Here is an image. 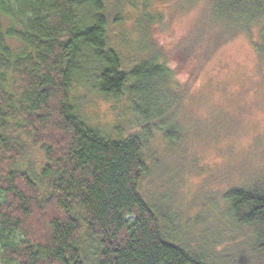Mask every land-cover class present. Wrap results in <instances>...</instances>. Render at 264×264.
<instances>
[{
	"label": "trees",
	"instance_id": "trees-1",
	"mask_svg": "<svg viewBox=\"0 0 264 264\" xmlns=\"http://www.w3.org/2000/svg\"><path fill=\"white\" fill-rule=\"evenodd\" d=\"M131 1L0 0L5 264H87L80 246L84 235L97 243L96 264H217L209 256L212 250L189 249L178 231H167L162 211L141 190L152 173L145 147L154 131L171 144L182 136L172 119L182 89L179 66L144 34L138 41L150 52L125 66L113 35L129 19L124 6ZM135 8L144 32L162 18ZM211 20L219 28L212 41L216 47L255 27L264 35V0H213ZM86 83L106 98L127 99L130 123L139 131L124 137L114 126L88 123L73 94ZM38 150L46 162L36 180L22 165ZM225 201L235 228L264 226V187L233 188ZM260 237L256 246L264 251Z\"/></svg>",
	"mask_w": 264,
	"mask_h": 264
},
{
	"label": "rangeland",
	"instance_id": "rangeland-1",
	"mask_svg": "<svg viewBox=\"0 0 264 264\" xmlns=\"http://www.w3.org/2000/svg\"><path fill=\"white\" fill-rule=\"evenodd\" d=\"M212 1L190 6L188 0L184 5L181 0H132L124 6L129 19L114 32L125 66L150 52L140 47L142 34L179 66L182 94L172 119L182 136L171 144L154 131L145 147L152 173L141 190L162 211L167 231H178L177 238L189 249L212 250L209 256L217 264H264V251L255 241L261 235L264 241V226L235 228L225 201L233 188L264 187V35L255 27L216 47L212 41L219 28L211 20ZM135 7L162 18L144 32L146 24L136 23ZM73 94L88 123L114 126L113 132L124 137L139 131L130 123L134 117L127 99L106 98L88 83L78 84ZM45 162L44 151L38 150L22 167L39 180ZM80 246L86 263L96 264L97 243L84 235ZM1 249L0 264H5Z\"/></svg>",
	"mask_w": 264,
	"mask_h": 264
}]
</instances>
